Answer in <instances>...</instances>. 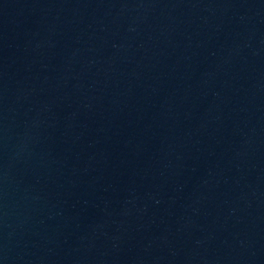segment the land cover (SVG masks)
<instances>
[{
	"label": "water",
	"instance_id": "obj_1",
	"mask_svg": "<svg viewBox=\"0 0 264 264\" xmlns=\"http://www.w3.org/2000/svg\"><path fill=\"white\" fill-rule=\"evenodd\" d=\"M0 264H264V0H0Z\"/></svg>",
	"mask_w": 264,
	"mask_h": 264
}]
</instances>
